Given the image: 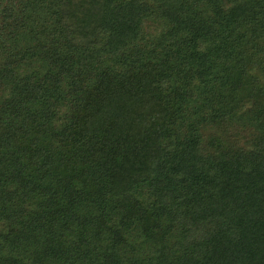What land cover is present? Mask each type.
I'll return each instance as SVG.
<instances>
[{
  "label": "trees",
  "instance_id": "trees-1",
  "mask_svg": "<svg viewBox=\"0 0 264 264\" xmlns=\"http://www.w3.org/2000/svg\"><path fill=\"white\" fill-rule=\"evenodd\" d=\"M0 264H264V0H0Z\"/></svg>",
  "mask_w": 264,
  "mask_h": 264
}]
</instances>
